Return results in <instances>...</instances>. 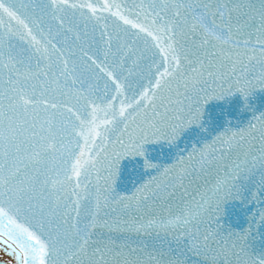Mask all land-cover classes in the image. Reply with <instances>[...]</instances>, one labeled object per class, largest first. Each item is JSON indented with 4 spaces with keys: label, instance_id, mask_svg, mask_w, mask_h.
I'll use <instances>...</instances> for the list:
<instances>
[{
    "label": "snow or ice",
    "instance_id": "6c2138e0",
    "mask_svg": "<svg viewBox=\"0 0 264 264\" xmlns=\"http://www.w3.org/2000/svg\"><path fill=\"white\" fill-rule=\"evenodd\" d=\"M0 252L264 264V0H0Z\"/></svg>",
    "mask_w": 264,
    "mask_h": 264
},
{
    "label": "water",
    "instance_id": "95a60500",
    "mask_svg": "<svg viewBox=\"0 0 264 264\" xmlns=\"http://www.w3.org/2000/svg\"><path fill=\"white\" fill-rule=\"evenodd\" d=\"M124 184H122L123 186H129L128 188H131V183H130V178H135V176L138 174V170H139V162L137 161H125L124 162Z\"/></svg>",
    "mask_w": 264,
    "mask_h": 264
},
{
    "label": "bare ground",
    "instance_id": "6f19581e",
    "mask_svg": "<svg viewBox=\"0 0 264 264\" xmlns=\"http://www.w3.org/2000/svg\"><path fill=\"white\" fill-rule=\"evenodd\" d=\"M0 258L4 259V260H10L9 257H7L4 253L0 252Z\"/></svg>",
    "mask_w": 264,
    "mask_h": 264
}]
</instances>
